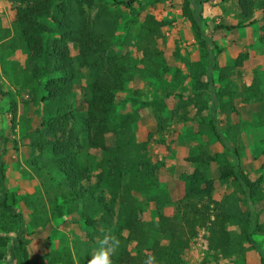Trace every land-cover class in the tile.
<instances>
[{
    "label": "trees",
    "instance_id": "1",
    "mask_svg": "<svg viewBox=\"0 0 264 264\" xmlns=\"http://www.w3.org/2000/svg\"><path fill=\"white\" fill-rule=\"evenodd\" d=\"M13 1L21 7L16 15L17 37L9 42L7 49L21 50L27 55L32 87L45 98L49 107L57 108L56 116L44 130L31 133L30 147L38 155L30 164L39 177L53 185V202L61 199L65 204L79 203L83 222L98 220L104 230H111L119 237L121 246L112 257L113 264H144L150 255H155L159 264H183L181 253L194 237L190 226L192 221L207 229L211 251L240 259L241 264H244L245 255L250 250H256L264 259V253L256 242V236L264 234V221L256 209V203L264 202L263 178L251 180L242 173L240 129L231 123L232 115L237 113L234 107L237 101L264 103V92L257 77L249 86L240 88L232 80L236 71L243 68L248 55L240 54L231 66H219L214 54L217 48L210 46L203 25L205 0H184L181 14L190 23L198 47L204 53L209 78L205 83L206 92L181 96L172 114L175 116L183 106L193 108L198 137L212 136L222 151L213 153L208 143L199 142L187 160L196 169L184 178L183 197L175 205L174 219L163 224L142 220L130 198L133 192L144 191L145 181H156L159 165H153L147 158L148 146L153 141L165 144L170 119L165 116L166 104L142 105L152 109L156 130L148 134L145 143L139 144L135 140L133 126L139 121L140 113L121 116L115 113L116 96L125 91L129 81L127 69L130 59L126 56L106 57L105 54L113 46L122 47L129 38L121 43L114 41L113 23L105 7L96 14L92 24L89 22L83 6L91 7L92 0ZM133 1L113 0V3L129 8ZM234 7L238 24L232 29L248 27L257 13L264 19V0H235ZM163 27L164 23L154 25L156 31ZM261 32L263 38L260 43L264 46V26ZM138 38L135 49L142 57L141 63L146 64L163 54L154 37ZM70 45L77 47L75 57L71 54ZM214 73L218 74L217 82L212 77ZM83 79L86 82V100L82 116L67 102L76 83ZM216 105L223 108L227 126L224 131L217 124ZM70 119L76 124H85L91 133L88 147L101 153V161L96 166L97 182H92L89 170L80 162L73 138L64 132ZM110 134L115 137L113 148L106 144ZM215 171L219 175L218 181L229 190L220 201L213 198L209 188L211 174ZM124 174L129 175V182L121 190ZM3 180L4 172L0 171V181ZM104 194L110 195L109 198ZM149 201L155 203L158 212L165 202L162 195L153 196ZM116 208L118 228L113 223ZM10 217L8 220L0 217L2 231H6L10 219L20 224L19 216ZM163 242H166L165 246ZM133 244L135 251L131 252L129 248ZM28 245V241L20 242L17 264H29ZM6 248V243L0 240V262L5 259ZM91 250L90 243L75 241L76 264H87ZM49 257L51 264H67L69 253H51Z\"/></svg>",
    "mask_w": 264,
    "mask_h": 264
},
{
    "label": "rangeland",
    "instance_id": "2",
    "mask_svg": "<svg viewBox=\"0 0 264 264\" xmlns=\"http://www.w3.org/2000/svg\"><path fill=\"white\" fill-rule=\"evenodd\" d=\"M92 1L91 7L83 6L89 22L92 24L96 14L105 7L113 23L114 41L121 43L129 38V42L122 47L117 45L108 49L105 56H126L130 59L127 69L129 81L125 91L116 96L115 113L118 116L140 113L139 121L133 126L137 143H145L148 134L156 130L152 109L141 106L154 102L166 104L165 116L170 119L166 142L159 145L153 141L147 151L151 163L159 165L155 173L156 181H145L144 191L133 192L130 198L145 222H171L176 213L175 205L183 197L184 178L196 169L187 161L196 146L202 141L210 145L213 153L222 151L212 136L198 137L193 108L183 106L175 116L172 114L181 96L206 92L205 83L209 78L204 53L198 47L190 23L181 14L184 0H134L129 8L116 5L113 0ZM116 1L129 3L131 0ZM234 2L205 0L202 13L205 34L210 46L217 48L214 54L221 67L231 66L240 54L248 55L243 68L236 71L232 79L237 87L249 86L257 77L264 92V46L260 43L264 19L257 13L248 27L232 29L238 24ZM19 7L21 5L13 0H0V171L4 172V180L0 181V217L8 220L15 215L21 219L20 224L10 219L6 231L0 228V240L7 247L5 259L0 264H17V249L22 241L29 242V264H51V253H69L67 264H76L73 243H90L92 254L98 239L107 231L98 220L83 222L79 203L65 204L61 199L53 202V185L39 177L30 164L38 155L30 147L32 134L45 129L46 124L56 116L57 108L49 107L45 98L32 87L27 55L21 50L7 49L9 42L17 37L16 15ZM157 23H164L165 27L156 31L154 25ZM138 36L154 37L163 54L146 64L141 63L142 57L135 49ZM70 47L75 57L77 47ZM212 77L217 82L218 74L214 73ZM85 100L86 82L83 79L76 83L67 103L83 116ZM234 107L237 113L232 115L231 123L240 129L241 171L251 180L263 178L264 192V103L237 101ZM216 112L217 124L224 131L227 126L223 108L216 105ZM58 123L61 125L60 121ZM64 132L67 137L73 138L80 162L89 170L92 182H97L96 166L101 161V153L88 147L91 133L83 122L76 124L73 119L69 120ZM106 144L110 148L115 147L112 134L107 136ZM218 179V173L213 172L209 188L216 201L222 200L229 192ZM128 182L129 175L124 174L121 190ZM156 195L164 196L165 200L160 212L155 203L149 201ZM109 196L104 194L105 198ZM256 209L264 221V202L256 203ZM117 215L116 208L113 217L116 228ZM190 226L194 237L181 253L183 264L242 263L240 259L211 251L207 243V229L193 221ZM256 242L264 253V234H258ZM129 250L134 252L135 244ZM244 260V264H264V259L256 250L248 251ZM156 261L159 264L157 258Z\"/></svg>",
    "mask_w": 264,
    "mask_h": 264
},
{
    "label": "clouds",
    "instance_id": "3",
    "mask_svg": "<svg viewBox=\"0 0 264 264\" xmlns=\"http://www.w3.org/2000/svg\"><path fill=\"white\" fill-rule=\"evenodd\" d=\"M121 241L111 230L105 232L97 241V246L87 264H113L112 257L118 252ZM144 264H157L155 255H150Z\"/></svg>",
    "mask_w": 264,
    "mask_h": 264
}]
</instances>
